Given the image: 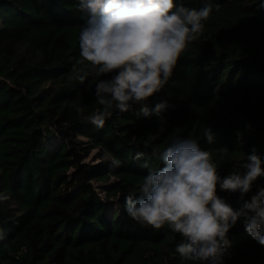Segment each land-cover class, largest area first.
I'll use <instances>...</instances> for the list:
<instances>
[{
  "label": "trees",
  "instance_id": "1",
  "mask_svg": "<svg viewBox=\"0 0 264 264\" xmlns=\"http://www.w3.org/2000/svg\"><path fill=\"white\" fill-rule=\"evenodd\" d=\"M175 2L212 6L203 32L144 105L149 116L142 105L121 112L113 103L100 128L88 117L104 111L95 87L110 76L77 63L87 20L80 0H0V264H207L180 256L182 237L168 224L153 229L133 220L126 197L141 195L174 139L195 140L221 177L243 172L253 148L264 158V0ZM73 68L90 74L72 81ZM95 182L110 183L104 196ZM260 187L264 177L245 199ZM218 195L241 206L239 193L218 188ZM228 237L224 264H264V246L242 221Z\"/></svg>",
  "mask_w": 264,
  "mask_h": 264
},
{
  "label": "clouds",
  "instance_id": "2",
  "mask_svg": "<svg viewBox=\"0 0 264 264\" xmlns=\"http://www.w3.org/2000/svg\"><path fill=\"white\" fill-rule=\"evenodd\" d=\"M80 9L87 20L79 35L77 63L87 62L95 75L110 76L95 87L104 111L88 117L100 128L113 103L121 112L142 105V113L150 115L144 105L168 83L181 53L198 39L213 11L211 5L197 10L175 0H80ZM89 74L84 68H73L70 79L83 83ZM165 107L166 102L158 103L156 113ZM75 111L82 114L83 108L76 106ZM204 134L209 144L215 141L211 127ZM105 159L116 166L120 163L111 153ZM160 159L164 167L149 169L141 195L126 197V211L133 220L153 229L168 224L182 237L176 251L193 262L224 264L228 234L238 221L264 246V187L245 199L254 182L264 177V158L255 148L246 155L243 172L224 177L209 152L192 139H174ZM218 188L239 193L241 206L233 208L218 195Z\"/></svg>",
  "mask_w": 264,
  "mask_h": 264
},
{
  "label": "rangeland",
  "instance_id": "3",
  "mask_svg": "<svg viewBox=\"0 0 264 264\" xmlns=\"http://www.w3.org/2000/svg\"><path fill=\"white\" fill-rule=\"evenodd\" d=\"M57 140H58V139H57ZM58 141H59V140H58ZM96 156H97V150H93V151L91 152L90 156L87 157L85 161H86V162H91V161H93V160L96 158ZM74 171H75V170H73L72 173H74ZM109 184H110V183H108V184H99V183H96V182L94 183L95 188H96L98 191H100V193H101L102 196L105 195V192H106L107 188L109 187V186H108ZM111 200H113V199H111ZM112 202H113V201H112ZM115 207H116L115 204L110 203V204H109V208H108V212L111 213L112 210H113Z\"/></svg>",
  "mask_w": 264,
  "mask_h": 264
}]
</instances>
